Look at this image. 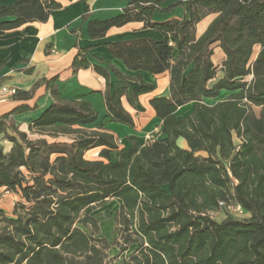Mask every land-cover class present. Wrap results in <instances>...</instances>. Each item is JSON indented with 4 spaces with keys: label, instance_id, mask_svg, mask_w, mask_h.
I'll return each instance as SVG.
<instances>
[{
    "label": "trees",
    "instance_id": "obj_1",
    "mask_svg": "<svg viewBox=\"0 0 264 264\" xmlns=\"http://www.w3.org/2000/svg\"><path fill=\"white\" fill-rule=\"evenodd\" d=\"M167 1L130 0L121 14L88 21L93 38L130 22L163 35L105 44L129 70L169 73V94L150 100L163 137L142 144L129 136L130 146L120 148L104 125L75 127L97 121L89 101L63 100L55 90V101L30 124L39 137L11 134L0 121V135L13 144L7 153L0 145V187L19 197L12 215L0 208V264H109L113 245L120 253L133 247L124 264H264V0ZM60 6L56 0L0 5V32L45 22ZM176 7L185 10L181 19L152 20ZM209 15L215 17L197 36V24ZM217 46L225 55L221 67L212 59ZM90 49L79 48L73 73L93 67L106 80L109 117L134 128L122 104L123 96L133 102L128 87L111 90V74L126 76L108 61L92 65ZM153 88L140 79L132 97ZM222 91L230 94L204 101ZM188 104L191 111L178 115ZM181 137L187 148L178 144ZM96 147L107 162L84 157ZM113 197L121 205L110 243L92 212ZM221 201L241 205L250 217L223 210L225 218L216 220L211 213L221 211Z\"/></svg>",
    "mask_w": 264,
    "mask_h": 264
},
{
    "label": "crops",
    "instance_id": "obj_2",
    "mask_svg": "<svg viewBox=\"0 0 264 264\" xmlns=\"http://www.w3.org/2000/svg\"><path fill=\"white\" fill-rule=\"evenodd\" d=\"M14 1L16 0H0V5L11 4ZM56 1L61 6L51 12L47 21L28 22L20 27L0 32V64H3L0 68V86L10 85L17 88V91L20 92L18 97L0 103V121H4V127L7 131L12 134L15 129L26 132L30 138L39 137L38 134L31 133L29 130L30 124L55 101L56 96L53 94V90H55L57 95L63 100L76 101L84 99L89 101L93 109L98 113L97 121L83 126L76 125L75 127H82L87 130H100V126L104 125L105 131L114 134L120 148L130 146L129 136H135L136 140L142 144L155 138L147 136L153 131H156V137H163L161 134L162 121L157 117L150 100L154 97L169 94V73L153 74L143 70H129L121 60L110 53L105 45L109 42L141 38L162 40L163 35L161 32L145 27L143 22H130L121 27L110 28L104 37L93 38L88 31V21L105 20L119 15L129 4L130 0ZM176 1L178 0H170L164 5L167 6ZM184 14L185 10L182 7H176L169 13H155L152 20L163 22L172 18L181 19ZM214 17L215 15H209L197 24V36H200L206 30ZM79 48H91L88 59L92 65L98 64L108 67L105 63V61H108L126 76L125 80H120L111 74V90L113 91L123 86L128 87L129 95L133 102H129L128 98L123 96L122 104L125 110L133 117L134 128L112 121L109 117L103 98V93L106 90V80L93 67L82 68L73 73L72 62ZM175 53L176 56L179 55L178 51H175ZM212 59L216 66L221 67L225 55L219 46L215 47ZM220 75L221 72H219ZM54 77H57V79L51 81ZM140 79L146 83L153 84L154 88L150 92L140 93L133 98L132 90L139 85ZM188 105L180 107L177 110V114L180 115L178 112ZM16 108L22 109L15 113H10ZM6 114L9 115L5 118ZM62 139L66 140L68 137L63 136ZM177 142L181 147L187 148L184 138H179ZM235 142L239 143V140L235 139ZM0 145L3 151L7 153L11 150L13 144L5 139L4 134H1ZM101 149L102 147L92 148L85 152L84 157L88 160H104L107 162L106 159L99 156ZM92 152L96 156L87 157ZM202 154L205 155L204 153ZM0 189L5 188L0 187ZM108 200H115L118 203V209L114 217L115 221L121 200L114 197L106 201ZM95 209L92 215L98 220L94 214ZM247 215L250 217L249 213ZM214 218L221 221L225 218V214L222 211H218ZM98 223L100 235L107 238L102 232L99 220ZM115 224L117 231L116 221ZM110 257L112 258L111 255Z\"/></svg>",
    "mask_w": 264,
    "mask_h": 264
},
{
    "label": "rangeland",
    "instance_id": "obj_3",
    "mask_svg": "<svg viewBox=\"0 0 264 264\" xmlns=\"http://www.w3.org/2000/svg\"><path fill=\"white\" fill-rule=\"evenodd\" d=\"M258 49L255 50V53ZM230 93L229 92H222L220 96L217 99H206L205 102L208 104H213L217 100H221L226 98ZM192 109V104L184 107L181 109L178 113L180 115H183L184 113L190 111ZM256 112L259 113L260 109L256 108ZM149 138L156 137V131H153L152 133L147 135ZM96 155H94V152L89 153L87 157L92 158ZM19 197L15 196V194L8 192L6 189H0V208H2L6 214L12 215V210L18 202ZM118 209V203L115 200H108L101 206L95 209L94 214L98 218L100 222V226L102 229L103 234L107 237L110 243H113L116 236V224L114 221L115 213ZM133 247H131L130 250L124 252L123 254H120V251L117 246H113L110 250V255L112 256V261L110 264H124V258L129 257L130 251Z\"/></svg>",
    "mask_w": 264,
    "mask_h": 264
},
{
    "label": "built area",
    "instance_id": "obj_4",
    "mask_svg": "<svg viewBox=\"0 0 264 264\" xmlns=\"http://www.w3.org/2000/svg\"><path fill=\"white\" fill-rule=\"evenodd\" d=\"M17 94V88L10 86V85H2L0 86V103L6 102L14 98ZM221 211L226 210V212L238 219H246L248 218V212L239 205V204H226L225 202L221 201L219 203ZM216 213H211V215H215Z\"/></svg>",
    "mask_w": 264,
    "mask_h": 264
}]
</instances>
